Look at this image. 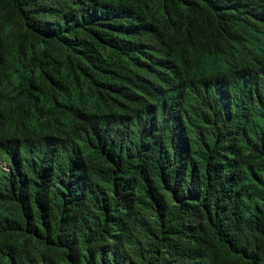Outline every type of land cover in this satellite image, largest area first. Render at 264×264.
Segmentation results:
<instances>
[{"label": "trees", "instance_id": "obj_1", "mask_svg": "<svg viewBox=\"0 0 264 264\" xmlns=\"http://www.w3.org/2000/svg\"><path fill=\"white\" fill-rule=\"evenodd\" d=\"M0 264H264V0H0Z\"/></svg>", "mask_w": 264, "mask_h": 264}, {"label": "bare ground", "instance_id": "obj_2", "mask_svg": "<svg viewBox=\"0 0 264 264\" xmlns=\"http://www.w3.org/2000/svg\"><path fill=\"white\" fill-rule=\"evenodd\" d=\"M207 109V108H206Z\"/></svg>", "mask_w": 264, "mask_h": 264}]
</instances>
